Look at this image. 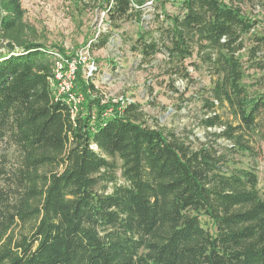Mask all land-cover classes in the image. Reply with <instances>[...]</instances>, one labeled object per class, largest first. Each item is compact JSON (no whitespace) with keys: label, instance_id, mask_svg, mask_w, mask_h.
Returning a JSON list of instances; mask_svg holds the SVG:
<instances>
[{"label":"trees","instance_id":"16d2710c","mask_svg":"<svg viewBox=\"0 0 264 264\" xmlns=\"http://www.w3.org/2000/svg\"><path fill=\"white\" fill-rule=\"evenodd\" d=\"M75 2L105 11L111 29L89 50L131 22L135 37H120L140 65L163 54L186 80L188 65L206 67L201 124L220 130L194 146L150 126L139 102L106 100L81 63L73 115L55 55L76 52L40 41L22 0H0V264H264L257 167L231 157L264 153V75L246 83L249 70L264 73L260 21L236 0Z\"/></svg>","mask_w":264,"mask_h":264},{"label":"rangeland","instance_id":"374dc122","mask_svg":"<svg viewBox=\"0 0 264 264\" xmlns=\"http://www.w3.org/2000/svg\"><path fill=\"white\" fill-rule=\"evenodd\" d=\"M236 1L241 3L247 14L260 21L258 31L264 34V0ZM22 3L26 10V22L34 27L40 41L75 51L76 66L81 63L85 74H93V82L106 100L117 102L126 98L139 102L150 126L173 130L194 146L201 142H213L210 132L220 129L205 128L201 124V119L206 114L202 106V96H206L205 89L211 85V76L206 67L195 69L188 65L190 79L186 80L172 75L163 54L157 55L150 64L140 65L139 58L129 50V43L120 37L123 31L135 37L134 30L137 27L131 22H126L121 28L115 29L106 47L89 50L90 42L100 32L111 30L105 11L82 6V9H79L75 6L74 0H22ZM167 8L171 12L177 10L172 1H168ZM154 11L155 7L149 5L146 17H153ZM260 57L264 58V52ZM74 59H70V62ZM67 69L68 66L65 64L64 70ZM248 72L250 76L246 83L252 88L258 77L264 73H255L253 69ZM174 78L176 79L172 85L171 81ZM74 95L78 106L84 95L81 93ZM219 112L225 119L233 118L225 108ZM217 141L220 147L232 146V143L225 139ZM255 148L257 152H262L259 144H255ZM263 154L256 161L252 160L254 157L241 152L233 153L231 157L237 165L257 167L259 186L264 194Z\"/></svg>","mask_w":264,"mask_h":264},{"label":"built area","instance_id":"2783aa9c","mask_svg":"<svg viewBox=\"0 0 264 264\" xmlns=\"http://www.w3.org/2000/svg\"><path fill=\"white\" fill-rule=\"evenodd\" d=\"M57 57L56 69H55V79L56 87L60 95L67 94V99L69 102H72V113L73 115L77 112V104L75 103V95L71 91L73 87V81L75 78L76 71V59L70 62V60L65 59L61 54L56 53ZM67 64L68 69L64 70V65ZM75 99V100H74Z\"/></svg>","mask_w":264,"mask_h":264}]
</instances>
